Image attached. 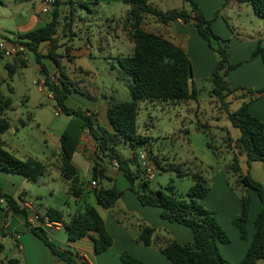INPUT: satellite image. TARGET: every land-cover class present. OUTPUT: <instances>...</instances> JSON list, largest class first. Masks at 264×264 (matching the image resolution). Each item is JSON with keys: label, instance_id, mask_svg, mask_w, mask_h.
<instances>
[{"label": "rangeland", "instance_id": "obj_1", "mask_svg": "<svg viewBox=\"0 0 264 264\" xmlns=\"http://www.w3.org/2000/svg\"><path fill=\"white\" fill-rule=\"evenodd\" d=\"M78 1L75 0L76 4L70 7L65 0H62L58 19L56 53L62 56L59 61L68 79L66 81L69 83V95L73 94L76 100L83 99L91 105L96 103L100 107L106 102L109 104L131 101L132 80L121 70L118 57L133 56V43L116 38L115 25L110 23L114 17L121 19L125 14L120 9L109 12L110 10L104 6L89 13L79 6ZM227 1L194 0L205 17L212 21V29L221 39L211 37V45L199 35L196 25L194 27L200 39V44L193 41L190 45L194 75L192 80L195 81L197 100L178 106L151 105L149 102H142L140 105L137 134L149 137L150 143L143 148L152 151L162 166L157 168L156 163L150 160L157 168V177L150 182L148 191L164 190L169 193L166 188L170 186L177 196H185L189 188L194 185V179L202 178L204 185L215 194L213 196H217L224 189L232 191L237 198L242 194L243 189L237 185L238 176L230 169L232 159L235 156L239 157L235 143L242 134L239 128L230 123L222 105L212 94L213 85L208 76L212 74L220 60L216 51L219 46L227 47L231 64L238 65L239 60L241 63L247 60L252 63L249 47L255 40H264V19L257 15L250 5ZM2 3L4 6H0V42L6 40L5 38H15L14 36L23 34L25 27L22 25V19L29 14H38L42 26L53 16L41 12L40 0H31L23 4L15 0H2ZM150 3L163 12L191 9L186 0H150ZM73 7H75V20L70 33L67 30L70 27L66 24L69 23L70 10ZM149 18L154 19L152 16ZM151 19L147 20L146 26L153 31ZM158 23L164 26L160 21ZM50 48V43L45 44L41 55L48 57ZM67 54L71 60L66 58ZM11 62L9 58L0 57V97H10L13 100L12 110L6 113L11 128L0 134V141L4 144V149L15 158L23 161L34 158L47 167V173L37 182L24 181L21 190L28 193L27 200L39 209H42V206L58 207V209L66 206L68 211V200L73 206L75 198L69 194L66 181L54 182L53 179L61 174L57 169L61 154L60 137L70 118L60 112L53 93L44 83V75L37 69L39 67L34 55L30 54L27 67H20L19 61L15 60V63H12L14 67L12 76L5 67ZM208 69L210 71L207 73ZM248 70L244 71L238 66L228 73L227 81L233 90L227 98L231 112L237 111L251 101L253 96L248 91L255 92L264 88L261 83L258 87L254 84L250 85L245 76H251L252 81L259 77ZM49 71L51 72V67ZM56 71L57 77H61L58 68ZM37 83L44 85L42 92L39 91ZM263 101L260 104H263ZM229 139L232 141L230 142ZM116 149L123 158L130 159L134 155L133 149L125 144H119ZM245 158H238L242 173L244 175L250 173L254 179L264 184V170L260 162H252L248 165ZM96 160L99 162L97 158H93V164ZM170 165L181 167L183 174L179 175L176 171L163 169ZM131 169L136 171L134 166H131ZM18 181L19 179L15 182ZM139 183L137 179L138 189L142 188ZM103 186L109 188L110 184L103 182ZM53 189L56 190V197L52 196ZM210 202V199H206L199 203L208 209ZM218 220L220 224L225 223L220 217ZM222 228L224 230L226 227ZM183 229L189 231L187 228ZM12 232L16 231L12 229ZM5 233L6 237L1 239L5 251L0 256V262L10 258L22 259L15 243L7 237L9 230H5ZM19 233L21 235L22 232ZM62 235H65L64 229ZM227 236L232 240L229 234ZM31 238L41 245L34 235H31ZM51 239L57 246L59 245L56 238L51 237ZM234 245L236 241L233 242L232 247ZM219 252L225 259V256L229 255V248H220ZM258 264H264V260L259 261Z\"/></svg>", "mask_w": 264, "mask_h": 264}, {"label": "trees", "instance_id": "obj_2", "mask_svg": "<svg viewBox=\"0 0 264 264\" xmlns=\"http://www.w3.org/2000/svg\"><path fill=\"white\" fill-rule=\"evenodd\" d=\"M18 3H27L30 0H15ZM69 6L76 4L75 0H65ZM230 1V0H228ZM227 1V2H228ZM237 4L252 6L257 15L264 19V0H232ZM129 6L128 16L124 21L123 29L129 40L133 43V56H120L118 63L121 70L132 80L131 101L111 102L107 110V118L113 132H109L103 127L95 113L84 111L83 108H71L66 101L70 93L69 83L65 74V69L61 67L59 59L62 57L56 53L57 35L60 18V4L62 0H57L56 8L52 19L43 28H38L27 34L18 36L17 42L25 46L34 55L42 74L46 75L45 85L53 93L54 99L58 103L60 112L70 118V121L60 137V163L58 169L61 178L70 182V192L76 200H81L80 210L70 221L66 222L63 213L56 209L48 208L45 216L51 221L62 223L68 233V240L74 242L86 237H92L95 244L96 253H105L114 244L112 236L106 230L104 219L95 206L84 200L93 195L96 204L104 209H112L121 199L113 180L104 174L100 168V163L96 160L92 168V181H107L112 184L109 188L93 191L88 190V184L81 180L78 169L73 164V155L77 152L81 139L87 133L96 142V158L98 160H114L119 171L123 172L130 190L138 197V201L143 206L158 208L161 210V218L171 224H179L190 228L192 231V241L182 245L176 241H168L160 247V252L172 264H258L264 260V184L254 179L250 173L244 175L238 162L239 157H246V162H260L264 166V123L253 115L251 105L260 96L264 95V88L252 92L248 91L253 98L240 109L231 112L230 103L227 98L233 91L227 81L228 73L239 66L233 65L229 61L227 47L219 46L216 49L219 55V62L214 68L210 81L213 85L212 94L217 98L222 108L226 112L230 123L239 128L241 136L236 140L235 146L239 151V157L232 159L230 169L238 176L237 185L242 188L240 196V215L233 221V226L240 234L242 240H247V225L250 219L252 197L249 190L254 191L260 201L261 210L254 221V233L250 248H248L244 259L239 263H232L225 260L219 252V244L230 243V238L221 227L220 222L215 217L214 212L204 208L199 202L204 200L210 189L204 185L202 178L194 179V185L189 188L186 195L177 196L173 188L168 186L166 193L164 190L148 191L149 184L144 178V171L138 162V150L150 143L149 137L138 135L137 117L142 102H149L151 105L172 104L182 105L192 100H197L196 89L192 86V62L184 50L174 44L173 41L163 35L154 34L146 30L143 21L152 16L155 20L163 24L180 19L189 22L195 21L197 32L211 44V37L221 40L212 29V21L208 20L194 0H186L189 11H168L163 12L152 6L150 0H123ZM79 6L93 12L92 7L96 6L98 0H79ZM2 5V0H0ZM74 10L70 15H73ZM68 27L72 25L73 18L69 17ZM69 29V28H68ZM67 29V30H68ZM44 43H50L51 48L49 58L54 62L55 69L58 68L61 77L57 74L49 75L47 67L43 63V56L40 48ZM212 45V44H211ZM213 47V46H212ZM261 57L264 64V40H260L253 51V57ZM66 58L70 59L67 54ZM28 62H19L20 67H27ZM6 69L10 76L14 74L13 66L7 64ZM57 72V71H56ZM54 77V80L52 79ZM13 100L10 97H0V134L10 130L11 123L6 117L8 110H12ZM231 142L232 140L229 139ZM119 144L131 147L134 155L130 159L123 158L117 151ZM150 160L156 163L157 168H161V163L150 151ZM131 166L136 167L134 172ZM164 170L176 171L182 175L181 167L166 166ZM0 172H8L21 175L29 181L37 182L47 173V167L34 158L19 160L14 155L4 149V144L0 141ZM146 188L144 191L136 188V180ZM0 199L3 200L7 210L4 212V222L7 224L9 215H20L25 218V223L32 234L43 242L55 255L68 264H79V254L69 247L60 250L54 244L43 227L33 226L30 220V211L22 207L12 195L3 193L0 189ZM40 216V214L38 215ZM5 234V233H4ZM17 234H20L17 232ZM156 230L147 225H140L136 238L138 243L147 248L154 246L156 242ZM5 251L4 245L0 242V256ZM124 264H145L130 255H122ZM0 264H21L18 259H7Z\"/></svg>", "mask_w": 264, "mask_h": 264}, {"label": "crops", "instance_id": "obj_3", "mask_svg": "<svg viewBox=\"0 0 264 264\" xmlns=\"http://www.w3.org/2000/svg\"><path fill=\"white\" fill-rule=\"evenodd\" d=\"M231 2L234 4L233 1ZM41 5H42V0H40V7ZM0 6H4V4L2 3V5ZM103 6L107 7L110 10L109 12H113V10L115 9L118 10L120 9L123 12V14H125L121 19H117V17H114L110 23H113L115 25L114 36L116 38L120 40H129L126 32L123 29L124 21H126L130 9L129 6L124 4L123 0H98L97 5L94 6L92 10L96 11L97 8H102ZM72 10H75V7L71 8L70 12ZM88 12L93 13L90 11ZM71 18L74 19V13L73 15H71ZM51 19H49L48 22H50ZM149 19L151 18L148 17L145 19V21H143V26L146 30L154 34L163 35L164 37L170 39L171 41L174 42V44L181 47L189 58L191 55V48H190L191 43L195 41L196 44H200V39L197 37V33L194 28L195 21L193 20L186 22L185 20L180 19L175 22L172 21L166 25L164 24V26L162 27L158 23L159 21L155 19L153 20L151 19L152 22L150 24H152V29H154L152 31L151 29H149V26H146V22ZM40 21H41V17L38 14L33 13V14H29L27 17H24V19H22V25L25 27V32L20 35L27 34L38 28L41 29L48 23L47 22L44 26H42L43 24H41ZM71 26L68 29L70 33H71L70 30L72 28ZM14 37L15 38H5V39L17 41L18 37L17 36ZM259 41L260 40H255V42L249 47L250 53L252 55V59H251L252 63L250 64L249 60H247L244 63H241V60H239L238 62H240L239 64L240 69L242 70L244 69V71H246V69H249L248 71H252L253 74L255 73L254 76L259 77L255 81H252L251 76L249 75L245 76L247 77V80H249L250 85L254 84V86L258 87L260 86L259 84L261 83V85L264 87L263 60L259 56L253 57V51L255 47H257ZM45 44L48 43H44L41 46L40 48L41 54H42V48ZM186 44H187V48H185ZM133 51H134V46H133ZM43 57H44L43 63L47 67V70H50L51 67V72L49 71V75L51 76L55 74L56 69L54 66V62L49 57H45V56ZM190 60L192 62L191 58ZM12 63L15 62L12 61L11 63H7V64L12 66ZM37 69L40 73H42L40 67ZM209 71L210 69H208L207 73ZM211 76L212 74H210L208 78L210 79ZM193 77L194 75L192 74V78ZM44 78H46V75H44ZM258 80H260V82ZM39 86H42V88H44L43 87L44 85H39ZM192 86L195 88V81L193 80H192ZM74 98L75 96L73 94H70L66 101L67 105H69L72 108H83V110L87 111V113L89 112L95 113L98 117L99 123L103 127H105V129H107L109 132L111 133L113 132V128L110 126L107 118V110H109V104L107 102L100 107L96 103H93V105H91L85 102L83 99L76 100ZM261 100L262 101L264 100V95L260 96L256 101H254L250 109L253 115L259 118L261 122L264 123V115H262L264 111V101L263 104H260V102H262ZM95 148H96V142L94 141L92 136L89 134H85L81 139V143L78 147L77 152L73 155V164L78 169L81 175L80 177L81 180L88 184L89 191L95 190L91 187V182H92L91 177H93L92 175L93 158L95 159L97 157ZM99 163H100V168L104 170V174L113 180V184L115 185L116 189L122 193L121 199L118 200L116 206L112 209H104L103 207L98 206L96 204V200H95L96 198L93 195H90L88 199H85L83 202L85 203L87 201L91 205L94 204L93 206L96 207V209L98 210V212L105 221L104 224L106 230L114 240V244L112 245V247L105 253L95 252L94 249L95 242L92 238V237H97V235L95 234H92V237H86L82 240L79 239L77 241L70 242L68 240V233L63 224L61 225V227H54V228H49L42 224V220L48 208H53L58 210L59 212H62L64 215L63 219L66 222L70 221L71 218L76 213L79 212L80 206L82 204L81 200L79 201L74 199L73 206L70 204L68 200L67 203L68 211L66 206H63L61 209L52 206H47V207L42 206L43 208L39 209L35 206L34 203L27 200L28 193L26 191L21 190L24 181H26L27 179L21 175L8 173V172H0V189L2 190L3 193L12 195L19 205H21L22 207H26L30 211V223L35 227H43L47 231L50 240H52L51 237L56 238L59 242L58 246L55 244L53 240L52 241L57 246V248H59L60 250H65L69 247L72 251L77 252L79 254V260H78L79 264H83V261L81 259L83 256H85L89 260L90 264H124L122 261V255H130L145 264H172L160 252V247L164 246L168 241L169 242L176 241L182 245L189 243L190 241H192V231L190 230V228L179 224H171L170 222L163 220L161 218V210L158 208H151L148 206L141 205V203L138 201L137 195L130 190V185L127 182L123 172L119 171L116 161L103 159V160H99ZM260 166H262L264 170V166L262 164H260ZM17 179H19L18 183L15 182ZM58 180H64L61 178V174L60 176L59 175L55 176L53 179L54 182ZM66 182H67L66 185L68 186L70 192V182L68 181ZM103 182H107V181L97 182L99 188L103 186ZM111 185L112 184H110V186ZM145 189L146 188L142 187L139 190L144 191ZM51 193L52 196L56 197L55 195L56 190L54 189L51 190ZM249 193L252 197V203H251L249 224L247 225L248 238L247 240L244 241V243L241 242L243 240L240 238L239 232L233 226L234 219L236 217L238 218L240 215V203H241L240 198H237V196L234 193H232V191L224 189L221 190L217 196H213L215 194L210 190L208 196L204 199V200L210 199L211 202L209 205L210 207L208 206V209L214 212L217 220L218 217L223 219L225 223L221 225L224 228L226 227L224 229L225 232L232 237V240L230 239V243L219 244L221 245V247H219V251L220 248H229V253H228L229 255L228 256L226 255L225 259L232 263H239L244 259L247 250L248 248H250L251 245V241L254 233V228H253L254 221L258 215V212H260L262 208L261 205L259 204L260 201L257 194L252 190H249ZM99 207L101 209H99ZM5 210H7V207L5 206L3 200L0 199V242L1 239L6 237L5 230H9L7 237L11 238V240L15 243L18 251L20 252L22 259H18V260H20L21 264H68L65 261L61 260L57 255H55L38 238L37 239L41 242V245H38V243L35 242L33 238H31V235L34 234H32L28 229V227L26 226L25 218L23 216L20 215L14 216L13 214H10L9 219L7 220V224H5L4 222ZM39 214L41 220H36L35 217L33 216L34 215L37 216ZM140 225H147L148 227L154 228L156 230V235H155L156 242L154 246L147 248L146 246H143V244L137 242L136 238L139 233ZM182 227L187 228L189 231L183 229ZM12 229L13 231L16 232L13 233ZM63 229L65 230V235H62ZM17 232H22L23 234L21 233L20 235L17 234ZM234 241H236L237 246L234 245L232 247ZM0 263H2V261Z\"/></svg>", "mask_w": 264, "mask_h": 264}, {"label": "built area", "instance_id": "obj_4", "mask_svg": "<svg viewBox=\"0 0 264 264\" xmlns=\"http://www.w3.org/2000/svg\"><path fill=\"white\" fill-rule=\"evenodd\" d=\"M56 4L57 0H42L41 12L43 14L52 15L56 8ZM0 57L9 58L12 61L17 60L19 62H29L30 51L25 46L19 44L17 41L3 40L2 42H0ZM52 79L54 80V77H52ZM36 85H38L39 91L42 92V86H39L38 83ZM55 114L57 115V112H55ZM138 153V162L140 163L141 168L144 171V179L148 182H152L157 177V168L150 161L151 153L145 148H140ZM91 187L93 189H98L99 185L96 181H92ZM34 217L36 220H41V217L38 215H34ZM42 224L49 228L61 227L62 225V223L51 221L47 216H44ZM81 259L83 261V264H90L89 260L85 256H83Z\"/></svg>", "mask_w": 264, "mask_h": 264}, {"label": "water", "instance_id": "obj_5", "mask_svg": "<svg viewBox=\"0 0 264 264\" xmlns=\"http://www.w3.org/2000/svg\"><path fill=\"white\" fill-rule=\"evenodd\" d=\"M260 164H262V163H260Z\"/></svg>", "mask_w": 264, "mask_h": 264}]
</instances>
